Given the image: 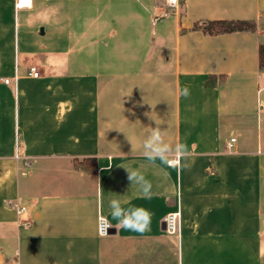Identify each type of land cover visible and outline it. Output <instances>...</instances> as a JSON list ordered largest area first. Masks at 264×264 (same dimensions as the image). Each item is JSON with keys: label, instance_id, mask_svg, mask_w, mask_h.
<instances>
[{"label": "crops", "instance_id": "0c3cea01", "mask_svg": "<svg viewBox=\"0 0 264 264\" xmlns=\"http://www.w3.org/2000/svg\"><path fill=\"white\" fill-rule=\"evenodd\" d=\"M40 1L0 0V264H264V0H178L157 23L165 0ZM217 19L258 30H192ZM105 31L123 36L100 47ZM157 126L186 161L144 158ZM112 199L147 208L150 230L118 229ZM174 212L179 235L166 230Z\"/></svg>", "mask_w": 264, "mask_h": 264}, {"label": "clouds", "instance_id": "9594fccd", "mask_svg": "<svg viewBox=\"0 0 264 264\" xmlns=\"http://www.w3.org/2000/svg\"><path fill=\"white\" fill-rule=\"evenodd\" d=\"M189 94V88L185 87L183 95L187 97ZM142 149V155L150 163L160 161L165 165H171L178 158L186 161L190 155L187 145L181 143L173 146L167 143L162 129L158 126L152 128V131L143 141ZM183 166L186 167L187 165ZM126 170L131 185L135 184L138 187L142 198L151 199V182L139 170ZM125 203L119 199H112L109 202L111 217L117 221L116 227L141 234L149 231L152 213L143 206L129 204L125 207Z\"/></svg>", "mask_w": 264, "mask_h": 264}, {"label": "trees", "instance_id": "16d2710c", "mask_svg": "<svg viewBox=\"0 0 264 264\" xmlns=\"http://www.w3.org/2000/svg\"><path fill=\"white\" fill-rule=\"evenodd\" d=\"M194 31H201L207 35H219L223 33L250 31L256 32L258 30V23L256 20L245 19H217V20H204L196 22L192 27ZM258 63L260 70L264 71V41L258 47ZM213 78L209 77L206 80V85H212ZM95 159L89 158L84 162H77V166L82 168H93Z\"/></svg>", "mask_w": 264, "mask_h": 264}, {"label": "rangeland", "instance_id": "374dc122", "mask_svg": "<svg viewBox=\"0 0 264 264\" xmlns=\"http://www.w3.org/2000/svg\"><path fill=\"white\" fill-rule=\"evenodd\" d=\"M40 2H41L40 3L41 5H43V6L45 5L47 7H49V5H53V4H55V5H59L60 4L62 7L64 5V8L68 7V9H69L68 3H65V2H61V3L59 2V4L56 1L54 2V1H45V0H42ZM102 2L103 1L100 0V4ZM115 4H116V1H112V5L111 6L113 7V5H115ZM127 4H128L127 5V8H134V6L131 5L130 3H127ZM165 5L166 6H164L163 8L158 9V15L155 17V18H157V20H155L154 23H157L159 21H170L173 18L172 16L174 14V9H171V8L167 7L168 5H167V1L166 0H165ZM96 7L97 6H95V9H96ZM99 7H101V6L99 5ZM73 8H74V6H73ZM101 8H103V7H101ZM166 12L168 13V15L167 16H164V13H166ZM95 15H96V13H95ZM111 20H112V18H111ZM49 25H51V24H49ZM25 26H27V25H24L23 28ZM143 26H147V23L146 22L145 23L143 22ZM76 28H77V26H75V29ZM152 31L154 32L153 34H152ZM152 31L150 30V34H149L150 38L153 37L156 40H159V38H160V36H159V34H160V28H159V26L158 27H155V28L152 27ZM120 35L123 36V34L119 33V31H118L116 35L109 36V33L107 31H105V33H99L98 35L95 34L94 37L97 36L101 40V43H99V46L100 47L103 46V44H106V43L109 44L111 47H113L114 44H115V42H117V40H119ZM85 40H87V39H85ZM125 40L128 43L129 42L135 43V42H141L142 41V38H141V34H138V33L129 34V33H127V34H125Z\"/></svg>", "mask_w": 264, "mask_h": 264}, {"label": "built area", "instance_id": "2783aa9c", "mask_svg": "<svg viewBox=\"0 0 264 264\" xmlns=\"http://www.w3.org/2000/svg\"><path fill=\"white\" fill-rule=\"evenodd\" d=\"M167 1V7L171 9H177L179 7V1L178 0H166ZM168 13H164V16H167ZM157 20V18H156ZM30 75L33 77H39L40 72L36 66H32L30 68ZM6 83H9V80H5ZM235 139H232V142H234ZM26 207H21L18 210L19 214H25L26 213ZM165 223H166V230L170 234H180V212H174L170 213L165 217ZM111 229L110 222L104 217L100 216L98 220V232L100 235H108Z\"/></svg>", "mask_w": 264, "mask_h": 264}]
</instances>
